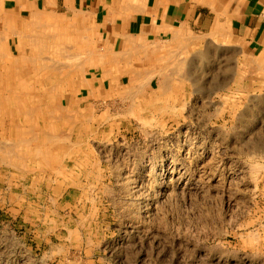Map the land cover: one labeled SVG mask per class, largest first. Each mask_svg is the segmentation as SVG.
<instances>
[{"label":"rangeland","instance_id":"obj_1","mask_svg":"<svg viewBox=\"0 0 264 264\" xmlns=\"http://www.w3.org/2000/svg\"><path fill=\"white\" fill-rule=\"evenodd\" d=\"M73 33L69 63L84 70L48 73L47 88L62 82L56 113L25 96L32 66L0 70V264H264L261 73L211 35L162 61L161 88L149 77L113 92L86 26L56 16L29 30ZM37 108L44 120L26 121Z\"/></svg>","mask_w":264,"mask_h":264},{"label":"crops","instance_id":"obj_2","mask_svg":"<svg viewBox=\"0 0 264 264\" xmlns=\"http://www.w3.org/2000/svg\"><path fill=\"white\" fill-rule=\"evenodd\" d=\"M263 10L258 0H0V25L9 26L10 41H18L27 24L43 17L86 26L98 57L95 72L116 92L149 77L151 85L159 78L161 88L168 59L188 55L192 48L207 49L211 35L227 54L245 57L248 72L261 73L264 82ZM139 48H147L148 56L122 58Z\"/></svg>","mask_w":264,"mask_h":264},{"label":"bare ground","instance_id":"obj_3","mask_svg":"<svg viewBox=\"0 0 264 264\" xmlns=\"http://www.w3.org/2000/svg\"><path fill=\"white\" fill-rule=\"evenodd\" d=\"M35 21L31 24H27L25 27V31L18 36V42L15 47L11 49V54L8 57L9 53L0 54V70L9 71V73H17L19 74V79L21 78V74H23L25 71L30 69L32 66V70L30 74H33V76L36 79L35 85L32 83L29 85H24L23 88H25V96L30 98L31 101H33L34 96L35 100L40 101L43 99V102L45 103V107H49L51 112L56 113L57 107H54V104H56V101L59 97V85L62 84V82H59V79L57 81L55 80L54 85L52 87L47 88L46 86L48 83L51 82V78L48 75V73L53 72H60V71H67L69 74L76 73V72H82L84 69L81 66V69L78 68L77 65H71L70 60L72 61L73 55L75 51V45H74V39L75 33H73L70 38L66 36H53V37H47V36H40V37H34V35L29 34V30L31 25H33ZM13 36L12 31L9 29L8 25L2 24L0 25V45L1 42H7L10 41V38ZM84 38V35L82 36V39ZM48 42V46L46 48H40V44ZM69 42V44H68ZM72 42V44H71ZM64 43V44H63ZM2 47V45H1ZM89 49V48H88ZM89 51V50H88ZM87 51L88 56L90 57V53ZM59 53L62 56V62L57 61V55ZM207 52V51H206ZM202 53L203 57H207V53ZM48 53L49 56H46ZM46 56V57H45ZM148 56L147 48H139V49H131L122 54V58L124 60L132 61L135 59H141ZM4 59L6 61H4ZM32 64V65H31ZM4 67V68H3ZM76 73L75 75H77ZM80 76V75H79ZM70 77V76H69ZM83 77V76H82ZM4 78L1 80V82H4ZM83 77V81H85ZM0 82V83H1ZM13 88V86H12ZM28 92V93H26ZM37 96V97H36ZM37 98V99H36ZM20 99V98H16ZM41 103V101H40ZM42 106V105H41ZM42 110L43 108L40 107ZM25 110H23L22 113H24ZM35 114V115H34ZM40 111L38 110H32L27 111L24 113L26 121H29L28 116L32 118V116H38L40 118ZM41 122L44 120V117L40 118ZM67 120H72L71 117L67 118ZM4 126V123H3ZM28 126V125H27ZM26 126V127H27ZM58 125H55V128H57ZM13 128L5 127V132H12ZM22 131L17 132V135L21 133ZM51 141V140H50ZM48 142V140H47ZM70 144L67 146L69 147ZM74 146V145H71ZM6 149L3 148L0 149V152L4 154L3 151ZM2 154V155H3ZM9 157H7L8 159ZM9 160V159H8Z\"/></svg>","mask_w":264,"mask_h":264}]
</instances>
